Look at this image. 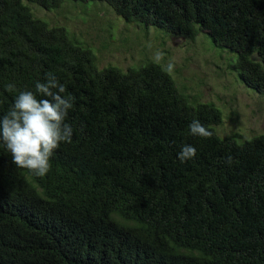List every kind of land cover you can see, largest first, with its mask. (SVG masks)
<instances>
[{"label":"trees","instance_id":"1","mask_svg":"<svg viewBox=\"0 0 264 264\" xmlns=\"http://www.w3.org/2000/svg\"><path fill=\"white\" fill-rule=\"evenodd\" d=\"M62 1L0 0V116L49 73L75 98L72 142L44 177L0 144V264H264V133L219 136L220 109L191 102L155 61L98 67L27 5ZM91 1L166 33L206 32L264 96V0ZM193 120L212 137L192 135ZM185 144L197 156L181 163Z\"/></svg>","mask_w":264,"mask_h":264},{"label":"rangeland","instance_id":"2","mask_svg":"<svg viewBox=\"0 0 264 264\" xmlns=\"http://www.w3.org/2000/svg\"><path fill=\"white\" fill-rule=\"evenodd\" d=\"M33 16L49 25H62L76 42L88 46L98 67L111 64L122 70L147 60L166 69L191 102H212L221 111L215 131L219 136H238L239 142L264 133V96L247 87L232 65L234 53L211 42L206 32L193 39L166 33L153 26L126 22L103 1L63 0L46 9L27 3Z\"/></svg>","mask_w":264,"mask_h":264},{"label":"clouds","instance_id":"3","mask_svg":"<svg viewBox=\"0 0 264 264\" xmlns=\"http://www.w3.org/2000/svg\"><path fill=\"white\" fill-rule=\"evenodd\" d=\"M156 61L163 59L158 52ZM174 63L166 66L174 71ZM15 92V86H6ZM39 97V98H38ZM74 97L67 94L66 86L49 73L45 82L35 84V92L19 91L5 114L0 116V144L11 155V162L21 169H27L37 177H44L51 170V158L61 143H71L73 129L66 119L73 109ZM189 129L192 135L211 138L213 133L199 120H193ZM197 149L189 144L181 146L178 159L181 163L193 160ZM231 162V157H228Z\"/></svg>","mask_w":264,"mask_h":264}]
</instances>
